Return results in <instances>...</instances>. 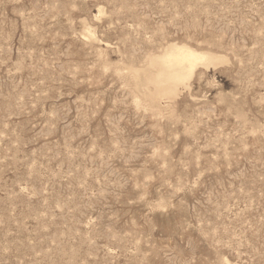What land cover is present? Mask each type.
<instances>
[{
  "label": "rangeland",
  "instance_id": "374dc122",
  "mask_svg": "<svg viewBox=\"0 0 264 264\" xmlns=\"http://www.w3.org/2000/svg\"><path fill=\"white\" fill-rule=\"evenodd\" d=\"M0 264H264V0H0Z\"/></svg>",
  "mask_w": 264,
  "mask_h": 264
},
{
  "label": "bare ground",
  "instance_id": "6f19581e",
  "mask_svg": "<svg viewBox=\"0 0 264 264\" xmlns=\"http://www.w3.org/2000/svg\"><path fill=\"white\" fill-rule=\"evenodd\" d=\"M100 12V11H99ZM98 12V13H99ZM102 12V11H101ZM219 60H221V58L217 57V56H213V55H209L203 52H198L196 50H193L187 46H178V45H170V46H166V48H164V50L160 53V55H156V57L154 56L153 58H149L150 63H160L161 65V69L158 72V74L155 76V78H151V82L155 83L153 85H157L158 86V90L160 89L159 86H161L162 88L164 87V89L161 88V90H166L168 89L170 91V89L172 90V88L174 86H177L178 84H184L189 78H191L192 74L194 73L195 69L199 66V65H209V64H213L217 62H219ZM223 60V58H222ZM221 60V61H222ZM224 61V60H223ZM149 64V63H148ZM152 64V66H153ZM148 66V65H147ZM156 66V65H155ZM159 67V66H158ZM153 68V67H152ZM154 69V68H153ZM134 70V69H133ZM136 70V69H135ZM134 70V71H135ZM147 70V69H146ZM152 70V69H151ZM150 70V73L152 72L153 74L157 73L155 72V70ZM133 71V72H134ZM137 71V70H136ZM135 71V72H136ZM143 71V70H142ZM141 71V72H142ZM149 71V70H148ZM146 73V71H144ZM155 72V73H154ZM132 73V72H131ZM139 74V71L136 72V74ZM136 74L134 73V75L136 76ZM143 74V73H142ZM141 74V75H142ZM147 74V73H146ZM140 75V74H139ZM140 75V78H141ZM131 76H133L131 74ZM130 76V77H131ZM145 76V74H144ZM149 76V75H148ZM138 77V76H137ZM152 77V76H151ZM134 78V76L132 77ZM149 79V78H147ZM149 80V82H150ZM145 81V80H144ZM137 82V81H135ZM146 82V81H145ZM188 82V81H187ZM141 84V83H140ZM143 84V83H142ZM147 84V82H146ZM145 84V85H146ZM149 84V83H148ZM187 84V83H186ZM136 86V85H135ZM151 85H149L150 87ZM180 86V85H179ZM140 86H138L139 89ZM135 88V87H134ZM147 88V90H145ZM146 88L144 89L145 91H148V88L146 86ZM153 88V87H152ZM151 88V89H152ZM143 88H140V91ZM157 89V88H156ZM177 89V88H175ZM135 90H137L135 88ZM157 90V91H158ZM139 92V90H137ZM143 91V90H142ZM150 91V90H149ZM152 91V90H151ZM150 91V92H151ZM153 91H155V89H153ZM160 91V90H159ZM168 91V92H169ZM176 91V90H174ZM164 92V91H162ZM172 92V91H170ZM142 93V92H141ZM139 93V94H141ZM147 93V92H146ZM154 93V92H153ZM152 93V94H153ZM143 94V95H142ZM141 95L144 96V93H142ZM148 94V93H147ZM165 94H167L165 92ZM173 94V93H172ZM175 94V92H174ZM146 95V94H145ZM156 95V94H155ZM154 95V96H155ZM171 95V94H170ZM150 96L152 97L151 93ZM158 96V95H157ZM174 96V95H173ZM146 97V96H144ZM169 98V97H168ZM145 99V98H144ZM158 99V98H156ZM148 100V99H146ZM151 101V100H150ZM149 101V102H150ZM147 102V101H146ZM156 103V102H155ZM158 103V102H157ZM156 103V104H157ZM149 104V103H148ZM150 105V104H149ZM152 106V103H151ZM150 106V107H151ZM155 108V107H153Z\"/></svg>",
  "mask_w": 264,
  "mask_h": 264
}]
</instances>
